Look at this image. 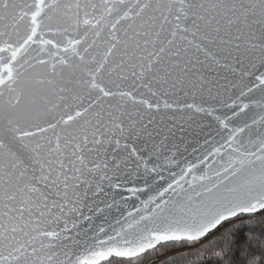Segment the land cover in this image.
<instances>
[{
  "label": "snow or ice",
  "instance_id": "1",
  "mask_svg": "<svg viewBox=\"0 0 264 264\" xmlns=\"http://www.w3.org/2000/svg\"><path fill=\"white\" fill-rule=\"evenodd\" d=\"M0 264H264V0H0Z\"/></svg>",
  "mask_w": 264,
  "mask_h": 264
}]
</instances>
